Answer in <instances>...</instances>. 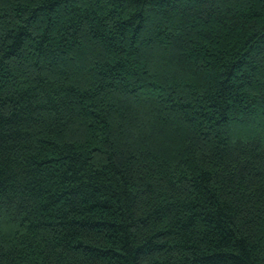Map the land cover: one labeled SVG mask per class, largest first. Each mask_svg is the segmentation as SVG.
Segmentation results:
<instances>
[{
	"label": "trees",
	"instance_id": "1",
	"mask_svg": "<svg viewBox=\"0 0 264 264\" xmlns=\"http://www.w3.org/2000/svg\"><path fill=\"white\" fill-rule=\"evenodd\" d=\"M0 264H264V0H0Z\"/></svg>",
	"mask_w": 264,
	"mask_h": 264
}]
</instances>
